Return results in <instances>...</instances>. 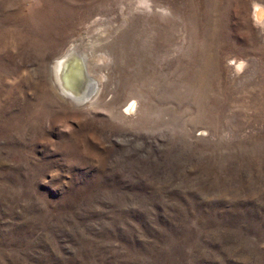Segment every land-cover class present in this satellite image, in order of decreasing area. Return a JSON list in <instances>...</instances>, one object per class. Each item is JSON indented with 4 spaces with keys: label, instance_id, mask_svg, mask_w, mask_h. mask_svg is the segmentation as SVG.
<instances>
[{
    "label": "rangeland",
    "instance_id": "374dc122",
    "mask_svg": "<svg viewBox=\"0 0 264 264\" xmlns=\"http://www.w3.org/2000/svg\"><path fill=\"white\" fill-rule=\"evenodd\" d=\"M0 264H264V0H0Z\"/></svg>",
    "mask_w": 264,
    "mask_h": 264
},
{
    "label": "bare ground",
    "instance_id": "6f19581e",
    "mask_svg": "<svg viewBox=\"0 0 264 264\" xmlns=\"http://www.w3.org/2000/svg\"><path fill=\"white\" fill-rule=\"evenodd\" d=\"M255 14L256 17H259L262 12L257 8ZM90 37H80L73 40L69 50H67L68 52L52 60L49 70L52 88L61 95L62 99L75 106L92 102L100 90L99 79L93 74L94 78L91 75L92 69L94 71V67L98 66L95 63V53L99 47ZM133 106L134 103H131L128 109H132Z\"/></svg>",
    "mask_w": 264,
    "mask_h": 264
}]
</instances>
